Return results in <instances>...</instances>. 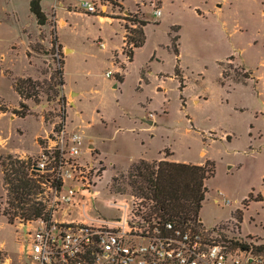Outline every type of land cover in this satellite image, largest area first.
<instances>
[{"label": "rangeland", "instance_id": "rangeland-1", "mask_svg": "<svg viewBox=\"0 0 264 264\" xmlns=\"http://www.w3.org/2000/svg\"><path fill=\"white\" fill-rule=\"evenodd\" d=\"M60 1L65 7L56 5V14L54 0H43L47 20L39 25L29 12V0H0V157L35 161L44 138L61 123L81 133L84 154L79 162L95 161L100 169L98 194L77 198L78 206L60 204L54 218L87 221L124 216L130 188L112 177L138 159L212 162L202 224L209 228L226 221L213 227L224 230L222 237L264 246V0H165L159 18L153 10L161 8V0H96L94 14L85 12L80 0ZM99 5H108L104 15L119 24L101 22ZM130 14L146 22L145 43L126 66L113 52L112 67L121 32L123 38L130 35L124 29L131 28ZM174 25L180 27L184 107L168 36ZM55 29L63 57L56 56L51 43ZM63 59L67 92L57 86ZM116 69V77L124 79L113 88L115 81L105 73ZM21 79L33 83L34 98L18 96L15 83ZM150 114L153 124L145 122ZM249 194L261 201L242 204ZM50 197L48 193L44 199ZM5 201L0 170L3 207ZM37 201H43L41 194ZM236 210L242 211L240 228L233 219ZM20 223L16 219L11 226L0 215V244L8 255L17 253L25 233Z\"/></svg>", "mask_w": 264, "mask_h": 264}, {"label": "built area", "instance_id": "built-area-1", "mask_svg": "<svg viewBox=\"0 0 264 264\" xmlns=\"http://www.w3.org/2000/svg\"><path fill=\"white\" fill-rule=\"evenodd\" d=\"M80 7L90 14L97 12L92 1L81 2ZM99 8L102 11L104 5ZM160 14L159 8L153 10L154 17ZM129 47L121 52L124 63ZM113 75L105 73L106 78ZM44 140L33 169L47 177L42 199L52 215L50 220L25 221V233L19 238L22 259L3 264H264V246L222 237L223 229H192L163 221L151 214L149 203L132 194L122 218L55 219L60 204L74 207L77 198L96 197L100 169L95 161L79 162L83 137L76 130L62 126ZM86 152L91 156L89 148ZM48 193L51 197L44 199ZM121 205L125 207V202Z\"/></svg>", "mask_w": 264, "mask_h": 264}, {"label": "trees", "instance_id": "trees-1", "mask_svg": "<svg viewBox=\"0 0 264 264\" xmlns=\"http://www.w3.org/2000/svg\"><path fill=\"white\" fill-rule=\"evenodd\" d=\"M42 0H29V12L36 19L37 24H45L47 17L41 7ZM131 18V14L128 16ZM134 28L124 26L130 35L125 38V42L131 47L128 48V62L132 61L133 50L140 48L145 43V34L143 28L146 26L145 21L139 20L136 16L128 19ZM170 29L176 33L179 26ZM52 46L57 50L56 56H62V50L57 43L56 31L52 32ZM170 35V33H169ZM171 51L175 56L174 74L177 77L181 92L184 88L183 78L179 71V35L170 36ZM61 69L56 72L57 86L62 91L64 83L63 65L64 61H59ZM222 79L225 78L221 74ZM244 80L247 79L246 73L243 74ZM118 82L122 78H117ZM239 82V81H238ZM30 79L18 80L15 83V91L21 99L34 98L33 89ZM224 84V81L221 82ZM182 107H184L183 97L180 95ZM64 96L61 95L60 101L64 103ZM64 122L65 115H61ZM62 127L61 125H59ZM34 161L31 159H20L12 155L0 157V170L2 182L6 191V201L3 207L0 204V215L6 219V222L13 225L18 219L21 222L34 221L38 218L50 220L52 210L47 207V203L37 201L38 196L43 194L46 176L34 171ZM214 176V164L205 161L201 165L173 162V161H147L138 159L131 163L125 173H120L117 177H112L116 182L123 179L132 195L144 199L149 203L151 214L163 221L171 222L179 227H189L199 229L203 226L199 220V214L206 198L207 187L206 181ZM251 201H261L259 197H252L249 194L242 204ZM247 207V206H246ZM233 219L236 221L237 228H240L242 221V211L236 210L233 213Z\"/></svg>", "mask_w": 264, "mask_h": 264}, {"label": "crops", "instance_id": "crops-1", "mask_svg": "<svg viewBox=\"0 0 264 264\" xmlns=\"http://www.w3.org/2000/svg\"><path fill=\"white\" fill-rule=\"evenodd\" d=\"M81 2H83V1H89V0H80ZM90 1H92V0H90ZM137 1H139V0H135V2H137ZM164 1L165 0H161V8H159L160 9V11H161V14H160V16L159 17H161V15H162V5L164 4ZM42 2H43V0L41 1V6H42ZM80 2V3H81ZM92 2H96V0L95 1H92ZM54 5H55V10H54V12L56 13V8H57V6L56 5H58V6H60V7H62V8H64L65 7V4H64V2H62V1H60V0H54ZM109 9V7H108V5H104V9L102 10V16H97V18L99 19V20H101V19H103V20H101V22H108V23H114V22H117L118 24H119V21L118 20H113V22H111V18H108L107 16H105L104 15V13H106L107 12V10ZM45 12V11H44ZM69 12V11H68ZM57 14V13H56ZM57 17H58V15H57ZM159 17H157V18H159ZM112 19H114V18H112ZM59 22V21H58ZM174 26H177V25H174ZM56 27H58V25L56 26ZM172 27V26H171ZM170 27V28H171ZM170 28H169V32H168V36H169V38H170V36H171V34L169 35V33H170ZM180 28V27H179ZM180 30V29H179ZM55 31H56V29H55ZM57 33V32H56ZM178 33H179V31H178ZM177 33V34H178ZM179 35V34H178ZM56 36H57V34H56ZM124 36H123V33L121 32V42H120V44L118 45V48H114L113 50H112V54H111V59H110V61H111V64H112V67H116L115 65H114V62L112 61V56L114 55L113 54V52H116L117 53V55H118V58H119V60H120V57L121 58H123L122 57V55H121V50H122V48H123V45L125 44V38H123ZM58 39V38H57ZM124 39V40H123ZM179 39H180V37H179ZM61 43V42H60ZM98 43L100 44V47L102 48V49H104L105 47H106V45L103 43V42H101L100 40L98 41ZM61 45H63V44H61ZM102 45V46H101ZM170 47H171V45H170ZM141 48V47H140ZM179 48H180V43H179V46H178V50H179ZM137 49H139V48H136V49H134L133 50V57H134V52L137 50ZM118 52H119V54H118ZM173 54V53H172ZM120 56V57H119ZM174 56V55H173ZM133 57H132V60H133ZM175 57V56H174ZM179 58V57H178ZM63 61H64V59H63ZM121 61H123L124 62V58H123V60H121ZM128 62V61H127ZM127 62H125L124 63V65L126 66V63ZM132 61H129L127 64H130ZM175 65H176V62H175ZM175 65H174V70H175ZM63 67H64V65H63ZM178 67H179V71H180V74H182V68H181V66H180V59H179V64H178ZM181 68V69H180ZM174 70H173V76H174V78H175V80L177 81V84H178V86H179V83H178V80H177V77L175 76V74H174ZM118 71H119V69H116V71H115V73H114V75H113V77H111V78H107V79H113L114 81H115V84L113 85V88H117L118 86H120L121 85V83L123 82V79H124V77H116L117 75V73H118ZM125 73H126V69H125V72H124V76H125ZM63 74H64V70H63ZM182 76V78L184 79V77H185V75L183 74V75H181ZM117 78H122V81L121 82H118L117 81ZM187 86L185 85L184 86V88H183V90L180 92V95L182 96V93H183V91H184V89L186 88ZM63 88H64V90L66 91V88H65V85L63 86ZM178 88V87H177ZM179 90V89H178ZM67 92V91H66ZM71 92H73V91H71ZM71 92H68L69 94L71 93ZM183 97V96H182ZM180 98V97H179ZM181 100V99H180ZM183 101H184V98H183ZM184 103H185V101H184ZM150 117H152V119H150V118H148V119H146L145 120V122L146 123H148V124H153V116H152V114H150ZM67 128V127H66ZM160 160H166L167 161V159H165V158H159L157 161H160ZM148 161V160H147ZM149 161H151V160H149ZM169 161V160H168ZM174 162V161H173ZM201 164H203V162H200V163H198V164H196V165H201ZM104 172H107V171H104ZM111 178V177H110ZM204 204V203H203ZM201 212V211H200ZM199 220H200V223H201V225L203 226V227H205L203 224H202V222H201V217H200V214H199ZM227 221H229V220H227ZM222 222H226V221H222ZM222 222H220V223H218V224H215V225H213V226H211V227H209V228H213V227H216V225H219V224H221ZM22 224L23 223H20V228L21 229H23V227H22ZM12 226V225H11ZM205 228H208V227H205ZM0 252L2 253V259H1V261H0V264H3V263H6V261L7 260H11L12 262H19L21 259H22V246H21V244L19 243V246H18V251H17V253H15V254H10V255H8L7 253H6V251L4 250V248H3V245L2 244H0Z\"/></svg>", "mask_w": 264, "mask_h": 264}]
</instances>
